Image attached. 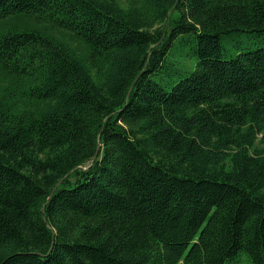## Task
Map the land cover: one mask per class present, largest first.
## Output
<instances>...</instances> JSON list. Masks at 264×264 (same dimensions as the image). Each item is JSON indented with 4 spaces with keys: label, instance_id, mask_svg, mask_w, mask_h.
Instances as JSON below:
<instances>
[{
    "label": "trees",
    "instance_id": "1",
    "mask_svg": "<svg viewBox=\"0 0 264 264\" xmlns=\"http://www.w3.org/2000/svg\"><path fill=\"white\" fill-rule=\"evenodd\" d=\"M243 253L264 264V0H0V264Z\"/></svg>",
    "mask_w": 264,
    "mask_h": 264
},
{
    "label": "rangeland",
    "instance_id": "2",
    "mask_svg": "<svg viewBox=\"0 0 264 264\" xmlns=\"http://www.w3.org/2000/svg\"><path fill=\"white\" fill-rule=\"evenodd\" d=\"M28 18V17H27ZM28 22H29V25L31 26V27H34V26H41V24L40 23H38L35 19H32V18H28ZM246 254L245 253H243V254H241L238 258H237V260L236 261H234V262H231V263H229V264H249V262H246Z\"/></svg>",
    "mask_w": 264,
    "mask_h": 264
}]
</instances>
